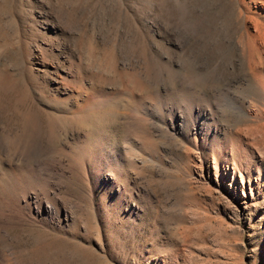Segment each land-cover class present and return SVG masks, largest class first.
<instances>
[{"label": "rangeland", "instance_id": "obj_1", "mask_svg": "<svg viewBox=\"0 0 264 264\" xmlns=\"http://www.w3.org/2000/svg\"><path fill=\"white\" fill-rule=\"evenodd\" d=\"M0 264H264V0H0Z\"/></svg>", "mask_w": 264, "mask_h": 264}]
</instances>
